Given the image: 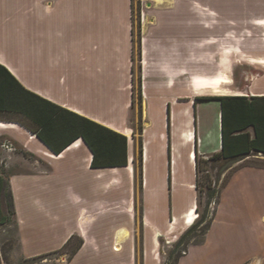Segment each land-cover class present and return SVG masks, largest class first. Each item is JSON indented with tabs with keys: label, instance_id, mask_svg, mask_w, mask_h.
I'll return each instance as SVG.
<instances>
[{
	"label": "crops",
	"instance_id": "obj_1",
	"mask_svg": "<svg viewBox=\"0 0 264 264\" xmlns=\"http://www.w3.org/2000/svg\"><path fill=\"white\" fill-rule=\"evenodd\" d=\"M140 1L137 135L132 0H0V65L28 91L127 139L126 165L92 168L81 138L55 154L17 115L0 113V152L8 138L38 160L26 179H9L24 258L77 236L70 258L43 264H163L162 241L175 244L199 213L197 157L221 151L218 98L264 96V74L246 85L227 76L264 73V0ZM232 9L243 32L233 44L241 60L229 67ZM251 159L264 156L232 165L208 230L175 264H264V165Z\"/></svg>",
	"mask_w": 264,
	"mask_h": 264
},
{
	"label": "trees",
	"instance_id": "obj_2",
	"mask_svg": "<svg viewBox=\"0 0 264 264\" xmlns=\"http://www.w3.org/2000/svg\"><path fill=\"white\" fill-rule=\"evenodd\" d=\"M137 3L140 9L141 1L138 0ZM140 71L141 67L139 66ZM132 72L134 74V65ZM132 81L134 82V76ZM138 88V101H140L142 97L141 76L138 80ZM218 100L221 105V151L208 159L197 157V210L203 192L207 198V207L210 206L213 199L218 203L222 188L235 170L232 168L234 163L251 155L260 154L264 156V96L249 99L243 96H224L219 97ZM0 113L17 115L21 124L34 133L55 154H59L76 139L81 138L92 152V168L116 167L127 164V139L125 136L28 91L2 65H0ZM141 131L140 125L139 134ZM141 152L142 143L139 140L140 167ZM208 160L218 162L219 165L215 179L211 180L207 175L208 185H206L207 190L205 191L200 185L199 175L201 163L207 164ZM211 168L214 169L215 167L212 166ZM226 170H228L227 179L222 180L220 186H217L220 175ZM9 179L10 174L0 161V228L14 223L15 213ZM211 181H213L214 187H211ZM213 211L214 209L210 213L209 219H207L209 212L199 214L198 219L200 216L201 219H197L198 221L196 220L179 237L173 246L170 258L174 254L175 256L168 264H175L178 261L186 252L189 241L193 237L201 236L203 238L209 228ZM76 239L77 242H75ZM81 244V239L77 236H71L58 251L68 249V258H70Z\"/></svg>",
	"mask_w": 264,
	"mask_h": 264
},
{
	"label": "rangeland",
	"instance_id": "obj_3",
	"mask_svg": "<svg viewBox=\"0 0 264 264\" xmlns=\"http://www.w3.org/2000/svg\"><path fill=\"white\" fill-rule=\"evenodd\" d=\"M137 1L138 0H133V5H132V17H133V40H134V53H133V65H134V98H135V105L132 113V122L133 126L135 128V133L138 135V128L140 126V122L138 121V111H139V105H138V93H139V88H138V80L139 77L141 76V71L139 72V66L141 67V49H140V38L142 35V28H143V22H141L140 17L143 14V6L141 3L140 9L137 6ZM234 13L229 14V54H228V64L229 67L231 64L236 63L241 60V57L235 55L234 49H233V44L235 43V37L238 35H241L243 31H239L237 29L236 23L233 22L234 18L236 19V13L235 9H232ZM233 19V20H231ZM245 26V25H244ZM240 57V58H239ZM240 63V62H239ZM199 69L197 65V70ZM233 68L231 69L228 73V82H237L243 80V84H249L251 83L252 79H256L259 74H264L262 71H253L250 70H243L242 69H237ZM245 80V81H244ZM257 84L262 87L264 86V77L260 78V81L257 82ZM212 105V104H211ZM211 107V106H209ZM2 147H1V159L0 161L5 165L6 170L8 174L11 175L10 179L12 176H15V179H26L23 173H26L28 170L31 169L30 165L28 164L29 162L34 163L35 161L38 162V160H35L33 157H30L27 153L23 152L15 143L8 139V138H2L1 139ZM24 162H22V161ZM250 161L258 164L264 165V160H258V159H251ZM41 164V163H40ZM218 162L208 160L207 164L206 163H201V172H200V179H201V187L203 190H207L208 182L206 181L207 175H209V179L213 180L215 179V175L217 174V167H218ZM43 166V165H41ZM214 166L215 168L212 169L211 167ZM232 168L236 169V167ZM139 174V169H138V162H137V176ZM228 175V170L223 172L220 177H219V182L217 183V186H220L221 181L224 179H227ZM20 176V177H19ZM139 182V179H137V184ZM211 187H214L213 181H211ZM216 200L213 199L211 201L210 206H206L207 198L204 192L200 196V205H199V213L202 215L203 213H208L207 219H209L210 213L212 210L216 207L217 202ZM216 203V204H215ZM28 223L29 217H27ZM201 219V216L198 220ZM197 220V221H198ZM195 223V222H194ZM202 240L201 236H196L193 237L190 241V243H196L200 242ZM78 240L76 239L75 242ZM74 242V243H75ZM4 245V248H3ZM174 243L162 241L161 243V252H162V257H163V264H168L172 259L174 258L175 254L171 256L170 254L171 251L173 250ZM68 249H64L62 251H56V252H51L47 253L45 255H41L40 257H36L33 259H28L24 258L23 256L19 255V251L17 248V229L15 225L12 223L11 225L3 226L0 228V264H43L45 261L48 262H61V259L63 257H68Z\"/></svg>",
	"mask_w": 264,
	"mask_h": 264
},
{
	"label": "bare ground",
	"instance_id": "obj_4",
	"mask_svg": "<svg viewBox=\"0 0 264 264\" xmlns=\"http://www.w3.org/2000/svg\"><path fill=\"white\" fill-rule=\"evenodd\" d=\"M198 217H199V215H198V214H195V215H194V218H195V219H197Z\"/></svg>",
	"mask_w": 264,
	"mask_h": 264
},
{
	"label": "built area",
	"instance_id": "obj_5",
	"mask_svg": "<svg viewBox=\"0 0 264 264\" xmlns=\"http://www.w3.org/2000/svg\"><path fill=\"white\" fill-rule=\"evenodd\" d=\"M142 19H143V14H142L141 17H140V20H141V21H142ZM198 215H199V214H198ZM197 219H198V218H197ZM197 219H196V220H197ZM167 242H168V241H167Z\"/></svg>",
	"mask_w": 264,
	"mask_h": 264
}]
</instances>
